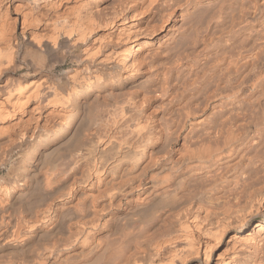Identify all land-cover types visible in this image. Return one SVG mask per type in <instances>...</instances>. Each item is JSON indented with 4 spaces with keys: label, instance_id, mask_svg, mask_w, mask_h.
I'll use <instances>...</instances> for the list:
<instances>
[{
    "label": "bare ground",
    "instance_id": "6f19581e",
    "mask_svg": "<svg viewBox=\"0 0 264 264\" xmlns=\"http://www.w3.org/2000/svg\"><path fill=\"white\" fill-rule=\"evenodd\" d=\"M202 1L0 0V264H264V56L185 52Z\"/></svg>",
    "mask_w": 264,
    "mask_h": 264
},
{
    "label": "rangeland",
    "instance_id": "374dc122",
    "mask_svg": "<svg viewBox=\"0 0 264 264\" xmlns=\"http://www.w3.org/2000/svg\"><path fill=\"white\" fill-rule=\"evenodd\" d=\"M207 1V2H206ZM208 1H209V3H208ZM215 3H214V2ZM217 0H203L197 7H198V9H194L195 10V12H193L194 14H190V15H193V16H191L190 18H189V20H186L187 22L189 21V25L191 26L190 28H188L189 27V25L187 24V22L185 21V23L187 24H182L181 23V26H182V28H184L183 27V25L184 26H188L187 27V30H185L186 31V33H185V35L186 34H188L189 36H190V34L192 35V33L194 34V36H191V38L193 39V37H194V44H195V42H196V44H195V46H194V44H193V46H190V45H192L191 43H193V40H191V38H189L190 39V41H192L191 43H190V41L188 40V42L190 43H187V44H189L188 46H186L185 44H184V41H183V43L182 44H184L187 48H185V52H189L190 51V49L192 50H197L199 47L198 46H203V48H204V43H203V41H202V39H200L201 40V42L199 41V40H197V38H200L201 36L202 37H205L204 35L206 34V33H208V34H206V36L207 37H211V35H213V38L215 39V40H218V41H215V44L213 45V51H214V53H215V55L216 54H218V55H220V54H223V53H227L230 57H233L232 59H233V61H234V59H235V61H237L236 59H238V57H240V55L241 54H239V53H241V51H243V53H244V55H245V53H246V55H245V57H249V55L251 56V53H252V51H253V53H257V52H259L260 53V51L262 52L261 54H260V57L259 58H262L261 56H264V55H262V54H264V0H223V1H225V3L222 1V0H219L218 2H216ZM230 3H229V2ZM204 2V3H203ZM213 2V3H212ZM218 3V4H217ZM220 3H222V4H220ZM250 3V4H249ZM260 3V4H259ZM211 4H216V8H219V9H216L215 7H214V5H213V7L212 6H210ZM232 4V5H231ZM239 4V5H238ZM202 5V6H201ZM220 7H222V8H220ZM221 5H223L224 6V8H223V6H221ZM240 5H244V7L242 6V8H243V10L245 11H241V6ZM227 6V7H226ZM237 6V7H236ZM196 7V8H197ZM248 7V8H247ZM221 9V10H220ZM231 9V10H230ZM236 9V10H235ZM240 9V11H238ZM256 9V10H255ZM216 10H217V12H216ZM218 10H220V11H218ZM234 10V11H233ZM252 10V11H251ZM214 11V12H213ZM220 12V13H219ZM244 13H246L245 15H244V18H241V17H243L242 15ZM217 14V15H216ZM222 16H221V15ZM239 14H242L241 16L239 15ZM189 15V16H190ZM214 15H216L215 17H214ZM249 15V16H248ZM238 16V17H237ZM188 17V16H187ZM186 17V18H187ZM231 17L233 18L232 20H231ZM238 18L239 19V21L241 22V19H244L245 21H243L244 23H243V25L241 24V23H239V21L237 22V20L238 19H234V18ZM188 19V18H187ZM222 19V20H221ZM184 22V21H183ZM228 22V23H227ZM232 23V25L231 24H229V23ZM236 22V23H235ZM254 22V23H253ZM233 23H235V25L236 24H238V25H234ZM240 24H241V26H240ZM235 27H234V26ZM231 26V27H230ZM240 26V27H239ZM244 26V27H243ZM236 28V29H234V28ZM232 28V29H231ZM239 28V29H238ZM242 28V29H241ZM263 28V29H262ZM185 29V28H184ZM183 29V30H184ZM188 29H190V31H188ZM234 29V30H233ZM245 29V30H244ZM228 30V31H227ZM230 30V31H229ZM231 30H233V31H231ZM185 31H183V33L185 32ZM188 31V32H187ZM223 31V32H222ZM238 31V32H237ZM246 33H245V32ZM200 32V33H199ZM206 32V33H205ZM228 32V33H227ZM238 33V35H240V36H238L237 35V33ZM201 33H202V35H201ZM214 33V34H213ZM224 33V34H223ZM234 33V34H233ZM251 33V34H250ZM197 34H200V35H197ZM209 34H210V36H209ZM217 34H218V36H217ZM220 34V35H219ZM228 34V35H227ZM188 35H186V36H188ZM196 35V36H195ZM227 35V36H226ZM252 35V36H251ZM260 35V36H259ZM235 38H234V37ZM217 37H219V38H217ZM231 37V38H230ZM237 37H239V38H237ZM246 37V38H245ZM186 38V37H185ZM196 38V39H195ZM217 38V39H216ZM229 38V39H228ZM232 38H233V40H232ZM245 38V39H244ZM262 38V39H261ZM225 39V40H224ZM261 39V40H260ZM195 40H197L198 41V43H197V41H195ZM237 40V41H236ZM242 40H244L245 41V43L242 41ZM255 40V41H254ZM187 41V40H186ZM186 41H185V43H186ZM225 41H226V43H225ZM199 42H200V45H198L199 44ZM220 42V44H218ZM222 42V43H221ZM238 43H240V44H238ZM243 43V44H242ZM181 44V45H182ZM245 44V45H244ZM261 44V45H260ZM181 45H180V47H181ZM198 45V46H197ZM233 45V46H232ZM242 45V46H241ZM258 45V46H257ZM184 46V47H185ZM215 46H217V47H215ZM238 46V47H237ZM250 46V47H249ZM260 46V47H259ZM179 47V48H180ZM182 47H183V45H182ZM180 48V50L181 51H184V50H182L183 48ZM192 47V48H191ZM214 47H215V49H214ZM238 49H237V48ZM241 47H243V48H241ZM196 48V49H195ZM201 48V47H200ZM199 48V49H200ZM203 48H201V50H203ZM245 48V50H243ZM257 48H259V49H257ZM242 49V50H241ZM248 49V50H247ZM251 49V50H250ZM189 50V51H188ZM192 50V51H193ZM219 50V51H218ZM255 50L257 51V52H255ZM258 50H260V51H258ZM199 51V50H198ZM249 51V52H248ZM236 53H238V54H236ZM230 54H232V55H230ZM248 54V55H247ZM237 55H238V57H237ZM259 55V54H258ZM236 56V57H235ZM242 56H243V54H242ZM232 59H231V61H232ZM263 60H260V61H257L254 65L251 63L250 64V66L248 67V68H246L247 70H245L246 72L244 73L243 72V74L242 75H244V74H246L247 73V71H248V73H252V74H249V75H247L248 76V78H249V80H250V77L249 76H251V79L252 78H255V76L254 77H252V75H255L254 74V72H256L257 74L256 75H258V76H260L259 74H261V79H263L264 77L262 76V75H264V57L262 58ZM258 65H260L261 67H259ZM252 66H254V68L252 67ZM263 66V67H262ZM252 67V68H251ZM255 67L257 68V69H259V72L260 73H258L257 71V69H255ZM249 68H251L250 70H249ZM254 71H253V70ZM262 69V70H261ZM252 70V71H251ZM262 72H261V71ZM250 71V72H249ZM242 75H238V77H240V78H238L237 76H235L236 77V81L237 80H241V76ZM246 75H244V76H246ZM243 77V76H242ZM259 77V78H260ZM264 80V79H263ZM31 82V81H30ZM245 102H243V103H241L242 105H240L239 104V106H240V108L241 109H243L244 107V105H247L245 108L246 109H248L247 110V112L249 111L250 112V108L251 107H249L248 108V105L249 104H247V103H245ZM259 103V102H258ZM244 104V105H243ZM256 104V103H255ZM257 105V104H256ZM243 108H242V107ZM258 106V105H257ZM259 108H257V111H261V109H260V106H258ZM243 109V111L245 110L246 111V109ZM261 108H262V106H261ZM259 109V110H258ZM252 110V109H251ZM262 112V111H261ZM258 113H260V112H258ZM261 115V114H260ZM248 118L250 119V115L248 114ZM261 118V117H260ZM253 120H252V118L250 119V120H246V122L248 123H251ZM248 123V124H249ZM252 123H254V122H252ZM251 123V124H252ZM252 126V132L250 133L251 135H250V139H252L253 137H256L255 136V134H254V126L253 125H251ZM252 137V138H251ZM2 159V160H1ZM3 162V156L2 155H0V163H2ZM15 162V163H14ZM19 163V162H18ZM29 163V162H28ZM11 164V165H10ZM13 164V165H12ZM17 164V162L16 161H11V162H8V164L6 165V166H4V165H0V177H2V176H6V175H4V174H8V172L9 171H13V170H11L12 168H14L15 169V171L17 172H19V170H17L18 169V167H20V165H16ZM2 166V167H1ZM17 168H15V167ZM18 166V167H17ZM10 167V168H9ZM12 167V168H11ZM6 168V169H5ZM17 172V173H18ZM14 173V172H13Z\"/></svg>",
    "mask_w": 264,
    "mask_h": 264
}]
</instances>
